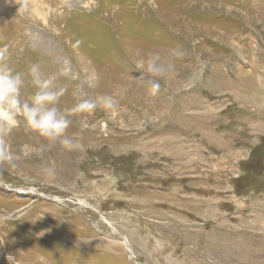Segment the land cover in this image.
<instances>
[{
    "label": "rangeland",
    "instance_id": "374dc122",
    "mask_svg": "<svg viewBox=\"0 0 264 264\" xmlns=\"http://www.w3.org/2000/svg\"><path fill=\"white\" fill-rule=\"evenodd\" d=\"M0 9L9 66L57 74V107L118 101L69 111L73 150L19 117L0 135V264H264V0ZM152 52L175 64L156 96L134 68ZM201 66L197 86L176 93ZM35 90L25 75L22 96Z\"/></svg>",
    "mask_w": 264,
    "mask_h": 264
},
{
    "label": "clouds",
    "instance_id": "9594fccd",
    "mask_svg": "<svg viewBox=\"0 0 264 264\" xmlns=\"http://www.w3.org/2000/svg\"><path fill=\"white\" fill-rule=\"evenodd\" d=\"M169 57L182 58L184 53L173 50ZM139 57V53H137ZM8 46L0 48V135H9L18 125V117L22 118L28 131L36 132L48 141L59 142L66 150H73L75 141L67 137L65 132L71 121V114L92 111L97 107L113 111L118 107V101L112 96H97L94 99H82L71 110H61L57 107L60 97L66 88L57 84V74H45L38 62L28 65L27 73L14 71L8 64ZM202 64V62H201ZM134 68L152 78L150 95L156 96L161 89L160 80L175 72V64L171 59H165L160 52L146 54L134 61ZM203 67L194 70L188 78L175 89L176 93L194 88L199 83ZM25 75L30 77L35 91L22 96L25 86ZM30 150L24 149V155Z\"/></svg>",
    "mask_w": 264,
    "mask_h": 264
},
{
    "label": "bare ground",
    "instance_id": "6f19581e",
    "mask_svg": "<svg viewBox=\"0 0 264 264\" xmlns=\"http://www.w3.org/2000/svg\"><path fill=\"white\" fill-rule=\"evenodd\" d=\"M34 1V0H33ZM1 9H2V7H1ZM0 9V12H2V13H5V12H10V11H8L7 9H4V10H1Z\"/></svg>",
    "mask_w": 264,
    "mask_h": 264
}]
</instances>
